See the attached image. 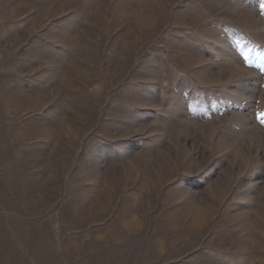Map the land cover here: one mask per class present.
Wrapping results in <instances>:
<instances>
[{"label": "rangeland", "instance_id": "1", "mask_svg": "<svg viewBox=\"0 0 264 264\" xmlns=\"http://www.w3.org/2000/svg\"><path fill=\"white\" fill-rule=\"evenodd\" d=\"M264 0H0V264H264Z\"/></svg>", "mask_w": 264, "mask_h": 264}, {"label": "snow or ice", "instance_id": "2", "mask_svg": "<svg viewBox=\"0 0 264 264\" xmlns=\"http://www.w3.org/2000/svg\"><path fill=\"white\" fill-rule=\"evenodd\" d=\"M260 115H261V116H264V113H261ZM261 122L264 123V120H262Z\"/></svg>", "mask_w": 264, "mask_h": 264}]
</instances>
